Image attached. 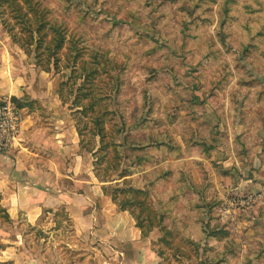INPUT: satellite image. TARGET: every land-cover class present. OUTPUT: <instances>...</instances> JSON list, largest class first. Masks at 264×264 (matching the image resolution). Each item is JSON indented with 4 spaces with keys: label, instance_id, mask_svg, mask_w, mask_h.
Segmentation results:
<instances>
[{
    "label": "rangeland",
    "instance_id": "374dc122",
    "mask_svg": "<svg viewBox=\"0 0 264 264\" xmlns=\"http://www.w3.org/2000/svg\"><path fill=\"white\" fill-rule=\"evenodd\" d=\"M44 1L71 33L83 37L85 50L128 63L122 75L113 72L122 85L120 93L112 95V106L121 110L119 123L126 125L118 139L146 143L139 148L118 146L122 167L130 169L131 186L149 190L168 227L190 215L212 219L222 227L211 236L213 246L207 253L201 247L204 264H219L224 256L222 264H264V35L260 34L264 0H201L194 9L193 0ZM225 1L240 22L231 18L223 36L218 11ZM184 13L189 20L181 18ZM255 18L262 20V29L249 35L248 41L257 48L250 46L245 58L241 44L248 32L239 23L255 25ZM2 26L11 43L19 45ZM24 54L31 74L47 75L48 85L58 91L61 75L68 70L47 71L34 56ZM62 104L70 108L75 122L77 108L71 102L62 100ZM80 153L95 173L92 154L84 147ZM214 161L230 165L234 175L227 179L231 171L222 170L225 180L216 182L214 164L219 163ZM119 173L110 171L105 181L95 173L96 185H102L103 197L108 195L111 201L108 212L121 210L112 198ZM179 193L181 198L174 196ZM234 193H254L257 200L247 207L234 203L227 211L225 197ZM55 218L54 226L0 219L6 233L0 236V249L12 246L10 250L18 252L22 262L34 258L43 263L99 264L96 253L103 247L96 239L102 236L101 229L90 227L82 237L69 211ZM149 234L142 240L151 239L159 264H195L174 261L172 250L160 242L158 228ZM1 255L3 261L0 250ZM19 256H11L8 262H16Z\"/></svg>",
    "mask_w": 264,
    "mask_h": 264
},
{
    "label": "trees",
    "instance_id": "16d2710c",
    "mask_svg": "<svg viewBox=\"0 0 264 264\" xmlns=\"http://www.w3.org/2000/svg\"><path fill=\"white\" fill-rule=\"evenodd\" d=\"M200 1H191V8L199 6ZM230 11L231 6L227 1L218 11L221 17L219 32L223 36H226L225 26L230 23L231 18L240 22L231 15ZM184 15L182 19H190L188 14L184 13ZM254 20L255 25L249 22L239 23L241 29L248 32L241 44L245 58L249 57L250 46L253 49L257 48L256 44L248 41L249 35H257L262 29V20L257 18ZM0 22L5 25L22 50L29 56L35 57L39 67L55 72L63 68L68 70L61 75L62 81L57 93L64 102H71L73 108H77L74 124L80 138V147L81 149L84 147L92 154L96 175L105 181L110 171H120V177L118 175L117 181L115 180L117 184L112 191V198L118 207L136 218V225L141 229L143 236H149L153 227L158 228L161 232L160 242L172 250L174 261L183 263L188 260L191 263L204 264L200 253L201 247H204L207 253V250L213 246L209 240L220 225L213 223L212 219L198 220L190 215L175 219L172 227L166 226L162 221L163 213L155 208L150 199L149 190L131 186V179L128 177L130 169L126 170L122 167L119 144L136 145L138 148L146 144L138 141L129 142L126 137H124L125 141L118 139V135L126 131V125L119 123L121 115L117 114L121 113V110L113 108L112 95L120 93L122 84L115 78L119 72L121 75L124 73L128 63L118 61L114 56L105 53L97 54L93 49L85 50L83 37L71 33L68 25L54 16L52 8L44 0H0ZM135 23L138 24V21ZM260 34L264 35V31ZM262 50L264 52V47ZM113 72H117V76ZM227 74L230 76L228 70ZM12 100L20 108L34 109L41 104L29 94L22 97L12 96ZM174 196L181 198L182 194ZM43 197L42 192L41 198ZM42 211L54 212L45 208ZM61 211L68 213L67 206L62 204L54 213L56 217ZM38 214L39 211L31 213L32 216ZM0 219L11 224L16 222L10 217L8 209L2 205L1 196ZM28 224L38 226L31 221ZM196 236L198 239H195ZM160 253L165 254L163 249ZM224 261H226L225 256L219 264ZM0 264H9V262L0 261Z\"/></svg>",
    "mask_w": 264,
    "mask_h": 264
},
{
    "label": "crops",
    "instance_id": "0c3cea01",
    "mask_svg": "<svg viewBox=\"0 0 264 264\" xmlns=\"http://www.w3.org/2000/svg\"><path fill=\"white\" fill-rule=\"evenodd\" d=\"M10 40L0 22V96L29 94L41 104L34 109L22 108L19 140L10 152H0L2 205L8 209L12 219L54 226L57 221L54 213L64 204L82 237L90 227L103 232L96 239L103 247L96 253L99 264H159L160 257L150 245L151 239L142 240V231L134 218L121 210L108 212L107 206L111 201L108 195L103 197L102 185H96L95 173L80 153V138L70 108L62 104L57 91L48 85L47 75L31 74L24 51ZM214 168L217 171L213 173V179L218 183L225 180L222 170L231 171L227 179L235 173L226 163L224 166L219 163L217 167L214 164ZM60 183L63 187L57 188L55 184L59 186ZM44 208L54 212L45 213L42 211ZM33 211H39V214L32 216ZM92 211V215L88 214ZM43 214L48 215L43 217ZM119 214H123L122 219ZM118 220L124 224L121 228L116 226ZM0 236L6 237L2 228ZM10 247L0 249L5 254L3 261L20 255ZM9 264L56 263H43L34 258L22 262L19 256L16 262Z\"/></svg>",
    "mask_w": 264,
    "mask_h": 264
},
{
    "label": "built area",
    "instance_id": "2783aa9c",
    "mask_svg": "<svg viewBox=\"0 0 264 264\" xmlns=\"http://www.w3.org/2000/svg\"><path fill=\"white\" fill-rule=\"evenodd\" d=\"M22 108L12 100L11 95L0 96V152L8 153L15 142L19 140L21 129ZM256 195L249 193L241 195L234 193V196L225 197V207L230 211L231 205L236 203L239 207L252 206L256 201Z\"/></svg>",
    "mask_w": 264,
    "mask_h": 264
},
{
    "label": "bare ground",
    "instance_id": "6f19581e",
    "mask_svg": "<svg viewBox=\"0 0 264 264\" xmlns=\"http://www.w3.org/2000/svg\"><path fill=\"white\" fill-rule=\"evenodd\" d=\"M118 217H119L120 219H122V217H123V214H119V216H118ZM123 225H124V224L118 220V224L116 225V226H117V228H121Z\"/></svg>",
    "mask_w": 264,
    "mask_h": 264
}]
</instances>
